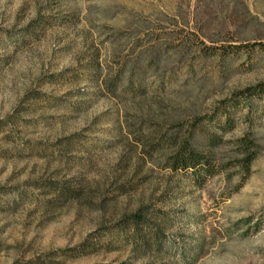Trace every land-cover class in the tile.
Returning a JSON list of instances; mask_svg holds the SVG:
<instances>
[{
    "label": "rangeland",
    "instance_id": "rangeland-1",
    "mask_svg": "<svg viewBox=\"0 0 264 264\" xmlns=\"http://www.w3.org/2000/svg\"><path fill=\"white\" fill-rule=\"evenodd\" d=\"M245 3L180 59L197 0H0V264H264V0ZM184 147L201 159L178 170ZM139 208L146 251L123 242Z\"/></svg>",
    "mask_w": 264,
    "mask_h": 264
},
{
    "label": "trees",
    "instance_id": "trees-1",
    "mask_svg": "<svg viewBox=\"0 0 264 264\" xmlns=\"http://www.w3.org/2000/svg\"><path fill=\"white\" fill-rule=\"evenodd\" d=\"M252 20L249 9L245 0H197L195 13L191 21H185L184 26L188 27L191 23L194 26L186 37L179 38V42L175 48L180 49L178 58H182L187 47L195 45L202 46L203 40L210 35L230 34L232 30L244 23ZM140 39V38H139ZM155 45V44H154ZM264 86L258 88V92H262ZM245 161L248 166L254 155ZM201 159L200 155L194 150L184 147L179 150L173 159L174 168L178 170L192 169L196 162ZM248 169V168H247ZM146 213L143 208H139L129 217L127 224L132 228L133 234L130 237L123 234V242L125 246L130 247L132 251H146L152 244H158V233L156 236L150 237L141 234L139 227L146 225Z\"/></svg>",
    "mask_w": 264,
    "mask_h": 264
}]
</instances>
